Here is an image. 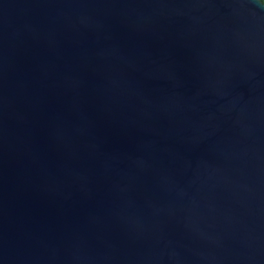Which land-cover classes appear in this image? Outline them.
Wrapping results in <instances>:
<instances>
[{"label": "water", "instance_id": "water-1", "mask_svg": "<svg viewBox=\"0 0 264 264\" xmlns=\"http://www.w3.org/2000/svg\"><path fill=\"white\" fill-rule=\"evenodd\" d=\"M0 264H264V2L0 0Z\"/></svg>", "mask_w": 264, "mask_h": 264}, {"label": "trees", "instance_id": "trees-1", "mask_svg": "<svg viewBox=\"0 0 264 264\" xmlns=\"http://www.w3.org/2000/svg\"><path fill=\"white\" fill-rule=\"evenodd\" d=\"M262 2H264V0H262Z\"/></svg>", "mask_w": 264, "mask_h": 264}]
</instances>
